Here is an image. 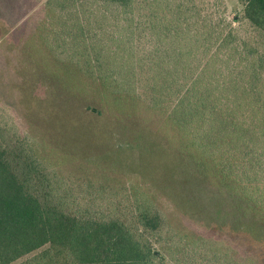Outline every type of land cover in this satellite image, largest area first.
I'll return each instance as SVG.
<instances>
[{
    "label": "trees",
    "instance_id": "trees-1",
    "mask_svg": "<svg viewBox=\"0 0 264 264\" xmlns=\"http://www.w3.org/2000/svg\"><path fill=\"white\" fill-rule=\"evenodd\" d=\"M235 2L0 0V17L13 19L0 22V41L25 18L19 41L38 39L61 63L50 70H66L90 94L89 109L118 125L139 118L116 130L106 154L142 153L144 141L175 151L184 180L213 185L264 219V0ZM5 123L0 264H264L188 217L187 181L175 193L140 176L128 184L98 154L66 171L60 163L75 155L63 140L40 126L41 138L21 139Z\"/></svg>",
    "mask_w": 264,
    "mask_h": 264
},
{
    "label": "rangeland",
    "instance_id": "rangeland-1",
    "mask_svg": "<svg viewBox=\"0 0 264 264\" xmlns=\"http://www.w3.org/2000/svg\"><path fill=\"white\" fill-rule=\"evenodd\" d=\"M227 1L230 8L234 9L235 0ZM21 10L16 11V15L22 13L21 16H26L28 7L22 12ZM3 17H0V22L10 27L8 24L13 19ZM24 19L0 41L2 125L9 121L11 133L21 139L30 133L31 135L35 133L38 139L41 138L44 132H39V126L43 127L41 131L49 129L50 134L46 132L47 135L63 140L68 147L74 149L75 156L72 161L63 160V163L59 161L66 171L79 168L82 163L89 160V156L98 154L101 161L106 163L110 170L118 172L115 174L122 176L128 184L131 177L140 176L150 187H157L161 192L165 189L175 193L173 190L178 188L180 183L187 181L183 194L190 199L192 210L187 214L188 217L220 228L223 233L241 244H247L264 258V219L257 218L254 214L246 216L244 213L247 210L242 204L213 185L199 183L196 180H184L183 169L175 172V167L178 166L175 151L165 148L154 151L148 147L149 141H144L145 151L142 153L136 149L106 154L109 148L115 146L112 139L116 136V130L125 124L118 125L114 118L107 115L101 117L95 113V108L89 109L86 100L90 99V94L84 92V87L82 89L77 83L72 85L68 81L66 70H50L51 65L56 67L61 63L57 62L54 56L44 54L45 49L43 45L38 44L40 42L38 39L25 44L19 41L18 36H25L31 26L26 25ZM131 120L140 125L139 118L129 117L126 127L130 128L133 125ZM46 142L49 143L47 138ZM55 143L59 142L56 140ZM94 164L98 165V162ZM160 200L163 204L164 199ZM164 208L169 210L167 206Z\"/></svg>",
    "mask_w": 264,
    "mask_h": 264
}]
</instances>
